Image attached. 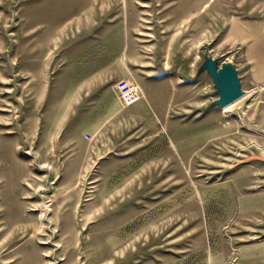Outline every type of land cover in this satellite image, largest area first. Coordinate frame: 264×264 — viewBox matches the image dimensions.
I'll return each mask as SVG.
<instances>
[{"label": "rangeland", "instance_id": "374dc122", "mask_svg": "<svg viewBox=\"0 0 264 264\" xmlns=\"http://www.w3.org/2000/svg\"><path fill=\"white\" fill-rule=\"evenodd\" d=\"M0 264H264V0H0Z\"/></svg>", "mask_w": 264, "mask_h": 264}, {"label": "water", "instance_id": "95a60500", "mask_svg": "<svg viewBox=\"0 0 264 264\" xmlns=\"http://www.w3.org/2000/svg\"><path fill=\"white\" fill-rule=\"evenodd\" d=\"M208 70L216 84L220 98L218 105L223 108L235 102L242 94L237 71L228 66L218 72L213 64L208 66Z\"/></svg>", "mask_w": 264, "mask_h": 264}, {"label": "bare ground", "instance_id": "6f19581e", "mask_svg": "<svg viewBox=\"0 0 264 264\" xmlns=\"http://www.w3.org/2000/svg\"><path fill=\"white\" fill-rule=\"evenodd\" d=\"M249 96H250V94H248V93H242L240 95V97L235 102H233L232 104H229L226 107H223V109L228 110V109L232 108L234 105H236L238 102L244 100L245 98H248Z\"/></svg>", "mask_w": 264, "mask_h": 264}, {"label": "crops", "instance_id": "0c3cea01", "mask_svg": "<svg viewBox=\"0 0 264 264\" xmlns=\"http://www.w3.org/2000/svg\"><path fill=\"white\" fill-rule=\"evenodd\" d=\"M239 77V76H238ZM240 82V81H239Z\"/></svg>", "mask_w": 264, "mask_h": 264}]
</instances>
